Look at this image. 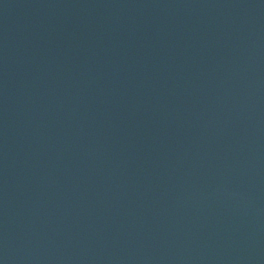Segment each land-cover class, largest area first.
Returning <instances> with one entry per match:
<instances>
[{"label": "water", "instance_id": "obj_1", "mask_svg": "<svg viewBox=\"0 0 264 264\" xmlns=\"http://www.w3.org/2000/svg\"><path fill=\"white\" fill-rule=\"evenodd\" d=\"M0 264H264V0H0Z\"/></svg>", "mask_w": 264, "mask_h": 264}]
</instances>
